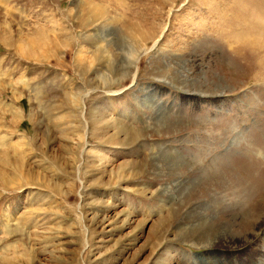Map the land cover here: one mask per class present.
Segmentation results:
<instances>
[{"label": "rangeland", "instance_id": "obj_1", "mask_svg": "<svg viewBox=\"0 0 264 264\" xmlns=\"http://www.w3.org/2000/svg\"><path fill=\"white\" fill-rule=\"evenodd\" d=\"M0 264H264V0H0Z\"/></svg>", "mask_w": 264, "mask_h": 264}, {"label": "bare ground", "instance_id": "obj_2", "mask_svg": "<svg viewBox=\"0 0 264 264\" xmlns=\"http://www.w3.org/2000/svg\"><path fill=\"white\" fill-rule=\"evenodd\" d=\"M145 52H146V51H145ZM145 52H144V53H145ZM144 53H143V54H144ZM135 66H136V65H135Z\"/></svg>", "mask_w": 264, "mask_h": 264}]
</instances>
